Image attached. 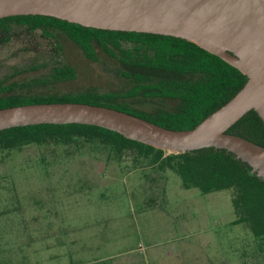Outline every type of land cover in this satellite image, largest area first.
Here are the masks:
<instances>
[{
    "label": "rangeland",
    "instance_id": "1",
    "mask_svg": "<svg viewBox=\"0 0 264 264\" xmlns=\"http://www.w3.org/2000/svg\"><path fill=\"white\" fill-rule=\"evenodd\" d=\"M57 37L60 51L40 39L38 52L0 46V97L96 91L119 93L115 102L148 113L175 106L123 98L129 68ZM64 65L74 80L42 83ZM132 159L119 163L107 150L75 144L1 154L0 264H264L251 232L233 224L230 191L186 189L175 172Z\"/></svg>",
    "mask_w": 264,
    "mask_h": 264
},
{
    "label": "trees",
    "instance_id": "2",
    "mask_svg": "<svg viewBox=\"0 0 264 264\" xmlns=\"http://www.w3.org/2000/svg\"><path fill=\"white\" fill-rule=\"evenodd\" d=\"M57 34L65 35L91 59L100 48L129 68L131 71L123 74L131 78L132 85L123 93V98L141 97L142 104L147 107L158 100L175 102V106L168 109L155 105L154 113H148L115 102L119 93L85 91L4 96L0 97V109L25 104L85 103L124 111L168 129L187 130L195 128L230 101L248 81L237 68L181 38L87 28L41 15L0 19V46L20 42L26 49L38 52L41 50L40 39L60 51ZM75 76L72 67L56 66L42 83L72 81ZM228 133L264 146V122L254 110L233 125ZM53 144L94 145L107 150L119 163L130 156L136 164L144 163L161 172H175L184 188H197L202 194L230 191L235 214L233 224L244 225L251 232L256 252L264 258V181L253 175L251 168L233 154L215 148L171 154L127 139L117 132L81 124H41L0 131V155L18 152L28 146Z\"/></svg>",
    "mask_w": 264,
    "mask_h": 264
},
{
    "label": "water",
    "instance_id": "3",
    "mask_svg": "<svg viewBox=\"0 0 264 264\" xmlns=\"http://www.w3.org/2000/svg\"><path fill=\"white\" fill-rule=\"evenodd\" d=\"M27 15L100 30L181 38L237 68L248 81L193 129H168L114 108L67 102L0 109V131L81 124L117 132L171 154L215 148L233 154L264 181V146L228 133L252 110L264 122V0H0V19Z\"/></svg>",
    "mask_w": 264,
    "mask_h": 264
},
{
    "label": "crops",
    "instance_id": "4",
    "mask_svg": "<svg viewBox=\"0 0 264 264\" xmlns=\"http://www.w3.org/2000/svg\"><path fill=\"white\" fill-rule=\"evenodd\" d=\"M223 264V263H222Z\"/></svg>",
    "mask_w": 264,
    "mask_h": 264
}]
</instances>
